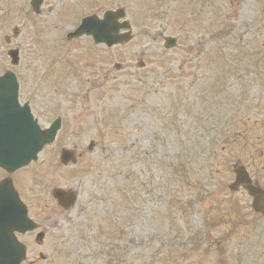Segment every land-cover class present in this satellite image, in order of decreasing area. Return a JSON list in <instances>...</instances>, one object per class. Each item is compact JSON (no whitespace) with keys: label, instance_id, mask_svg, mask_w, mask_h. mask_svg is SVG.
<instances>
[{"label":"rangeland","instance_id":"rangeland-1","mask_svg":"<svg viewBox=\"0 0 264 264\" xmlns=\"http://www.w3.org/2000/svg\"><path fill=\"white\" fill-rule=\"evenodd\" d=\"M120 1L127 44L31 43L28 68L16 69L19 98L34 101L41 124L59 117L61 129L12 176L15 186L34 215L55 206V188L77 195L62 214L61 241L37 248L24 239L28 257L264 264L262 252L258 262L247 256L252 229L264 241L263 220L238 229L223 220L234 208L247 212L245 193L227 190L232 167L252 168L254 158L261 177L264 0ZM164 37L176 46L163 48ZM61 149L75 152L74 165L60 164Z\"/></svg>","mask_w":264,"mask_h":264},{"label":"flooded vegetation","instance_id":"flooded-vegetation-1","mask_svg":"<svg viewBox=\"0 0 264 264\" xmlns=\"http://www.w3.org/2000/svg\"><path fill=\"white\" fill-rule=\"evenodd\" d=\"M36 1L38 5L33 9L31 6V0H0V77L6 72H12L17 76L16 69L20 66L28 68L26 54L31 43L34 44L36 49H38L39 46L55 44L63 49L71 50L72 48H75L76 44L81 40L89 43V35H84L77 39H68V35L73 33L84 19H87L88 24L89 17H95L98 20H102L106 12L123 10L126 14V8L120 0H114V2H110V0H96V2H93V0H85V4H79V0ZM13 4L14 9L12 7ZM11 10L14 12L11 13ZM122 22L123 21L121 20L116 21L118 25ZM124 33L125 31L122 29L117 31L118 35H123ZM16 79H18V76ZM17 100L20 106L27 105L29 111L37 120L38 126L41 130L48 128L50 124L46 125L39 123V120L36 117V114L39 111L35 109L33 104L34 101L32 99L25 100V98H17ZM260 154V161L262 162L261 165H259L261 166V177L258 178L259 170L256 168L258 165H254V158H251L250 166L252 168H250L251 173L249 174V177L253 186L260 187L264 190V150H262ZM7 176V174L0 171V182L6 179ZM10 179L13 187L16 188L17 185L15 186L13 178L10 177ZM16 191L19 199L24 203L22 195L18 190ZM247 200V212L241 208L236 209L237 212L235 213L242 215L241 220L248 219L247 225L249 228L254 227L256 224L255 220L259 221V219L263 220L262 225L264 227V212L262 214L254 213L251 209L252 199L247 196ZM55 206L44 207L35 215L33 211H29V208L26 207L28 218L38 226V229L26 233L25 235H17L18 241L26 246L23 240L32 239L34 246L37 248L42 247L46 241L52 240L53 243L60 242V223L62 220V214H67V211H61L59 206ZM253 230L254 229L251 230L253 237H250L249 239L248 258L258 262L261 257L260 252L264 254V241H258L255 243L254 241L256 239L254 236L256 233L253 234ZM37 234L42 236L38 241L35 240ZM38 256V259L35 257L29 258L28 254H26L25 262L23 264H38L40 262H45V260L43 261L40 258V253H38Z\"/></svg>","mask_w":264,"mask_h":264},{"label":"water","instance_id":"water-1","mask_svg":"<svg viewBox=\"0 0 264 264\" xmlns=\"http://www.w3.org/2000/svg\"><path fill=\"white\" fill-rule=\"evenodd\" d=\"M110 15V14H109ZM106 19H110L106 17ZM112 28L116 29L113 26ZM83 26L78 30L77 34H81ZM111 30L104 35L102 38L97 36L94 32L89 30V34L93 36L95 43H105L107 46H111L113 44H117L121 40L115 36H111L113 33ZM112 32V33H111ZM128 38L125 39L127 41ZM175 41L172 39L165 40V47H172L174 46ZM6 81L16 87L17 92V85L14 82L12 76H5L4 78L0 79V82ZM15 101V95L13 94L10 98L6 99L3 95H0V104L2 103H9ZM27 118L31 121L32 125L35 124L32 122L31 117L24 113ZM0 168L8 171L14 172L17 169L27 166L31 161H36L37 154L41 151L44 145L50 144L53 142L55 137V133L59 128V125L54 123L52 127L44 133V141L43 144L36 147L26 158H17L13 155L11 151L12 144L14 143L17 136L20 134V126L15 119L14 115L10 112H6L5 108L0 107ZM9 127L10 131L5 133L6 127ZM3 127V128H2ZM13 133V135H12ZM72 159L71 152L62 151L61 153V163L66 164L68 160ZM233 172L235 174L234 183L229 186V190L236 191L239 187L243 188L247 192L252 193L253 191L250 187V183L242 167H234ZM254 199L256 201L257 208L262 207L263 205L260 203L261 201V194L260 191H253ZM8 194L14 197L15 201L18 205L23 209V219L22 222L18 223L15 216L12 213L5 212L3 219L0 220V264H20L24 260V248L19 245L13 237V232H20L24 233L27 231H32L35 226L26 218V211L23 205L19 202L16 193L13 191L9 181L2 182L0 184V196L3 194ZM53 196L58 200V202L65 201L66 205H71L73 202V196L65 197V194L60 191H54ZM63 198L65 200H63Z\"/></svg>","mask_w":264,"mask_h":264},{"label":"snow or ice","instance_id":"snow-or-ice-1","mask_svg":"<svg viewBox=\"0 0 264 264\" xmlns=\"http://www.w3.org/2000/svg\"><path fill=\"white\" fill-rule=\"evenodd\" d=\"M86 27L102 38L111 30L112 22L109 19H91ZM13 94L15 95V102L7 103L5 110L14 115L21 131L12 144L11 151L17 158H26L36 147L43 144L44 133L46 132L41 131L37 125L33 126L31 121L22 112V108L19 107L17 100L16 87L6 81L0 82V95L8 99ZM6 211L12 213L18 223L22 222L23 209L17 204L14 197L5 193L0 196V220L3 219Z\"/></svg>","mask_w":264,"mask_h":264}]
</instances>
